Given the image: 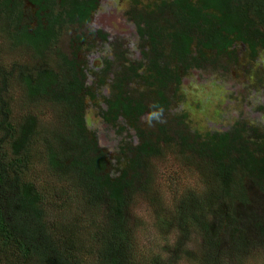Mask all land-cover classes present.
Returning a JSON list of instances; mask_svg holds the SVG:
<instances>
[{"label": "trees", "instance_id": "obj_1", "mask_svg": "<svg viewBox=\"0 0 264 264\" xmlns=\"http://www.w3.org/2000/svg\"><path fill=\"white\" fill-rule=\"evenodd\" d=\"M24 1L36 7L37 23L34 27L21 23ZM129 2L127 13L138 36L148 45V51L143 53L147 64L142 79L154 90L155 109L168 108L169 98L165 90L171 84L180 85V71L187 72L209 61L208 52L221 56L231 52L236 42L244 44L251 57L257 55L259 48L264 49V0ZM97 4L98 0H0V19L3 27L4 24L7 26L6 36L10 40L6 48L24 46L33 51L34 59L37 58L32 59L34 62L30 66L12 64L6 82L10 88L15 83L21 86L24 101L49 98L54 109L51 128L48 126L46 134L39 140L44 141V157L57 181L60 183L69 176L72 179L70 187H54L55 193H59L55 201L58 203L65 195L71 194L81 199V208H89V220L71 215L67 224L43 225L39 207L46 190H38L32 181L22 178L21 170H16L13 187H10L14 197H0V241L3 245L0 246V264H141L138 260L117 255L114 241L124 234L121 218L124 217L126 191L133 188L142 173L151 172L150 160L163 156L162 147L179 155L197 171L206 189L204 198L243 202L246 192L242 182L246 179L264 195V130L259 134L260 141L248 140L244 138L245 130L240 125L223 132H194L192 135L179 132L177 138L160 125L159 135L154 140L139 134L143 141L137 145L129 167L122 168L116 176L106 171L104 154L96 143L83 144L86 127L82 94L87 92L94 96L86 89L81 70H77L75 61L69 60L65 54L56 59L47 55L67 25L90 22ZM0 51L3 50L0 48ZM39 65L47 67L39 68ZM0 68V71L4 70ZM3 89L0 87V91ZM113 93L106 100L107 108L103 114L107 123L113 124L123 118L136 124L150 110L142 98L126 94L120 85ZM9 102L0 98V108L7 112ZM34 113V110L27 109V113L19 118L18 129L10 122L5 125L9 137L0 141V187L5 191V163L12 167L14 163L25 162L24 157L30 152L31 138L36 132ZM5 118L9 120L8 114ZM76 141L81 147L70 164L64 166L63 159L69 155L62 142L70 144L73 150ZM9 154L11 158L7 160ZM69 205L60 202L64 208ZM101 206L110 212L106 213L105 219L92 215ZM9 217H13V222ZM258 218L260 216H254L251 227L264 238V226L257 223ZM55 231H58L57 236ZM238 231L234 235L243 240L241 246H244L247 241L245 232ZM212 240L207 239L210 247L215 244ZM208 252L204 257L206 262L213 259ZM246 253L248 247L236 252L237 257L240 256V262L236 264H243ZM260 256L264 258V254Z\"/></svg>", "mask_w": 264, "mask_h": 264}, {"label": "rangeland", "instance_id": "obj_2", "mask_svg": "<svg viewBox=\"0 0 264 264\" xmlns=\"http://www.w3.org/2000/svg\"><path fill=\"white\" fill-rule=\"evenodd\" d=\"M129 6V0H98L90 22L67 25L52 52L47 53L52 59L65 54L69 60H74L77 70L82 72L86 89L94 96L87 92L82 94L86 127L83 144L96 143L104 154L106 171L116 176L122 168L129 167L137 145L143 141L139 134L154 140L159 135L160 125L176 138L179 132L188 135L223 132L240 125L245 130L244 138L260 141L259 134L264 130V49L259 48L257 55L251 57L247 47L236 42L231 52L221 56L208 52L209 61L187 72L180 71V85L171 84L165 90L168 108L155 109L154 90L142 79L147 64L143 53L148 51V45L137 34L127 13ZM23 11L21 23L34 27L36 7L24 2ZM6 27L0 19V48L3 50L0 51V67L4 68L0 71V87H4L0 98L10 101L7 112L0 108V141L9 137L5 125L10 122L18 129L19 118L27 113V109L34 110L37 119L25 162L14 163L12 167L5 163L7 187L6 191L0 187V197H14L11 188L19 169L23 179L32 181L38 190H46L39 207L43 225L67 224L71 215L89 220V208H81V199L69 194L58 203L55 201L59 193H55L54 187H70L72 179L69 176L60 183L57 181L44 157V141L39 140L46 134L47 127L51 128L54 109L49 98L24 101L21 86L15 83L10 88L6 82L12 64L30 66L37 59L33 58L36 56L33 51L24 46L6 48L10 42ZM44 67L47 66L39 65V68ZM119 85L126 94L142 98L150 109L136 124L123 118L111 124L103 118L106 100ZM6 114L9 120L5 118ZM77 142L73 150L70 144L62 142L69 155L63 159L64 166L70 164L80 149L81 144ZM162 148L163 156L150 160L151 172L142 173L133 188L126 191L124 217L121 218L124 234L114 241V252L141 264H236L240 262L236 252L248 247L243 264H264V258L260 256L264 254V238L251 227L254 216H260L257 223L264 226L263 193L246 179L242 182L246 192L243 202L204 198L206 189L197 171L179 155ZM10 158L9 154L7 160ZM62 201L70 205L64 208L60 206ZM106 213H110L108 208L101 206L92 215L105 219ZM12 219L9 217L10 222ZM189 221L193 224L188 225ZM238 230L245 232L244 246H241L243 240L234 235ZM57 234L55 231L54 235ZM207 239H213L215 244L210 247ZM0 246L3 247L1 241ZM207 252L213 257L210 262L204 260Z\"/></svg>", "mask_w": 264, "mask_h": 264}, {"label": "flooded vegetation", "instance_id": "obj_3", "mask_svg": "<svg viewBox=\"0 0 264 264\" xmlns=\"http://www.w3.org/2000/svg\"><path fill=\"white\" fill-rule=\"evenodd\" d=\"M24 2H27V1H24ZM29 3V2H28ZM32 5V4H31ZM24 6V5H23ZM34 6V5H33ZM35 7V6H34ZM36 12V11H35Z\"/></svg>", "mask_w": 264, "mask_h": 264}]
</instances>
